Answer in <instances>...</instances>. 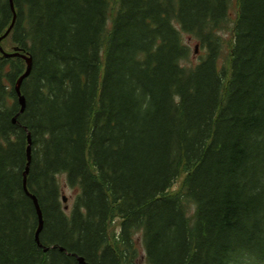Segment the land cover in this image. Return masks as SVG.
<instances>
[{
    "label": "trees",
    "instance_id": "1",
    "mask_svg": "<svg viewBox=\"0 0 264 264\" xmlns=\"http://www.w3.org/2000/svg\"><path fill=\"white\" fill-rule=\"evenodd\" d=\"M13 5L0 46L32 67L12 123L25 62L0 54V264H264V0Z\"/></svg>",
    "mask_w": 264,
    "mask_h": 264
},
{
    "label": "water",
    "instance_id": "2",
    "mask_svg": "<svg viewBox=\"0 0 264 264\" xmlns=\"http://www.w3.org/2000/svg\"><path fill=\"white\" fill-rule=\"evenodd\" d=\"M8 1H9L10 9L12 12V20H11L9 27L5 31V33L0 37V42L3 38H5L9 34V32L12 29V27L15 23V20H16V12L14 9L13 0H8ZM0 53L2 54V56L4 58L20 57L21 59H23L25 61V64H26V67H25L23 74L16 80L14 87H13L15 95H16V101H17V104L19 105L18 113L12 118V123H16V116L18 114L22 113L24 111V108H25V98H24L23 94L21 93V83L30 74L31 67H32V58L30 55L22 54L17 50H14V52H12V53H6L2 50L1 47H0ZM30 161H31V138H30V135L28 133L27 134V147H26V165H25V170L23 172V183H22L23 188L26 192H27L26 175H27L28 170H29ZM29 195L33 201L34 208H35L36 215H37L38 227H37V230L35 233V240L37 241V243H39L38 236H39V233H40V231L42 229V225H43L42 213H41V210L39 208V205H38V202H37L35 196L32 194H29ZM60 250H63V248H60ZM44 251H46V248H44ZM78 261L80 264H85L83 262V259L80 257L78 258Z\"/></svg>",
    "mask_w": 264,
    "mask_h": 264
},
{
    "label": "rangeland",
    "instance_id": "3",
    "mask_svg": "<svg viewBox=\"0 0 264 264\" xmlns=\"http://www.w3.org/2000/svg\"><path fill=\"white\" fill-rule=\"evenodd\" d=\"M182 40L183 42L189 47L190 50V62L195 63L198 60V56L202 54V52L199 50V47L197 46V43L194 39L188 38L185 34H182ZM195 48L196 52H194ZM10 47H5L6 51H9ZM58 182L60 185V190H61V197L64 196L66 198L65 201L62 202L63 207L66 206L67 209L65 210L66 213L70 212L71 209L73 208L74 201L79 194L78 187H71L68 185L66 181V177L64 175H59L58 176ZM179 183L173 186V188H177ZM142 264V263H141Z\"/></svg>",
    "mask_w": 264,
    "mask_h": 264
},
{
    "label": "bare ground",
    "instance_id": "4",
    "mask_svg": "<svg viewBox=\"0 0 264 264\" xmlns=\"http://www.w3.org/2000/svg\"><path fill=\"white\" fill-rule=\"evenodd\" d=\"M84 262V261H83ZM85 263V262H84ZM86 264V263H85Z\"/></svg>",
    "mask_w": 264,
    "mask_h": 264
}]
</instances>
